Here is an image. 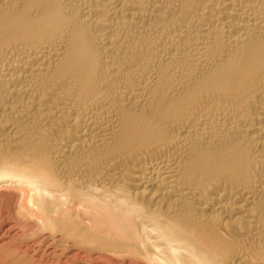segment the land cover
I'll use <instances>...</instances> for the list:
<instances>
[{"label":"bare ground","instance_id":"bare-ground-1","mask_svg":"<svg viewBox=\"0 0 264 264\" xmlns=\"http://www.w3.org/2000/svg\"><path fill=\"white\" fill-rule=\"evenodd\" d=\"M0 264H264V0H0Z\"/></svg>","mask_w":264,"mask_h":264}]
</instances>
